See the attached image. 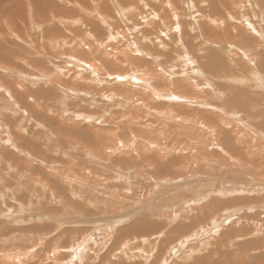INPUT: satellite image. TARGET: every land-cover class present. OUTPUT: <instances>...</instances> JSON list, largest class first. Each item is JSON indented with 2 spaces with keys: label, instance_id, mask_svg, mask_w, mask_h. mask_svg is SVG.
Returning a JSON list of instances; mask_svg holds the SVG:
<instances>
[{
  "label": "rangeland",
  "instance_id": "374dc122",
  "mask_svg": "<svg viewBox=\"0 0 264 264\" xmlns=\"http://www.w3.org/2000/svg\"><path fill=\"white\" fill-rule=\"evenodd\" d=\"M10 1L0 0V86L12 93L0 89V169L11 167L0 170V264H264V0ZM102 49L110 73L100 76L89 64ZM63 50H77L81 76L58 71ZM46 72L55 78L32 79ZM169 87L192 103L153 92ZM228 199L232 217L214 218L213 201Z\"/></svg>",
  "mask_w": 264,
  "mask_h": 264
},
{
  "label": "bare ground",
  "instance_id": "6f19581e",
  "mask_svg": "<svg viewBox=\"0 0 264 264\" xmlns=\"http://www.w3.org/2000/svg\"><path fill=\"white\" fill-rule=\"evenodd\" d=\"M12 1H13V0H12ZM12 1H10V2H12ZM48 1H49V0H48ZM242 1H243V0H242ZM16 2H17V1H16ZM16 2H15V3H16ZM40 2H41V1H40ZM40 2H38V4H39ZM43 2H44V1H43ZM43 2H42V3H43ZM49 2H50V1H49ZM52 2H53V1H52ZM239 2H240V0H239ZM245 2H247V1H245ZM249 2H250V0H249ZM255 2H256V1H255ZM24 3H25V2H24ZM32 3H33V2H32ZM46 3H47V2H46ZM46 3H45V4H46ZM241 3H243V2H241ZM9 4H10V3H9ZM9 4H8V5H9ZM11 4H12V3H11ZM13 4H14V1H13ZM25 4H26V3H25ZM36 4H37V3H36ZM43 4H44V3H43ZM244 4H245V3H244ZM244 4H243V5H244ZM253 4H254V3H253ZM17 5H18V3H17ZM17 5H16V6H17ZM101 5H102V4H101ZM167 5H169V4H167ZM249 5H250V4H249ZM263 5H264V4H263ZM3 6H4V5H3ZM11 6H12V5H11ZM13 6H14V5H13ZM209 6H210V5H209ZM250 6H251V5H250ZM250 6H249V7H250ZM260 6H262V5H260ZM37 7H38V5H37ZM88 7H89V6H88ZM171 7H172V6H171ZM242 7H243V6H242ZM244 7H246V6H244ZM244 7H243V8H244ZM254 7H255V6H254ZM258 7H259V6H258ZM258 7H256V8H258ZM262 7H263V6H262ZM53 8H54V7H53ZM76 8H77V7H76ZM259 8H260V7H259ZM259 8H258V10H257L258 12L255 11L256 14H257V17H258V15L260 14V16L264 18V12H261L262 9L260 10ZM29 9H30V8H29ZM43 9H44V8H43ZM47 9H48V8H47ZM57 9H58V8H57ZM172 9H173V8H172ZM212 9H213V8H212ZM241 9H242V8H241ZM250 9H251V8H250ZM250 9H247V10H245V11L248 12V10L250 11ZM242 10H243V9H242ZM39 11H41V10H39ZM45 11H46V10H45ZM61 11H62V10H61ZM168 11H169V10H168ZM37 12H38V11H37ZM56 12H57V11H56ZM58 12H59V11H58ZM63 12H64V10H63ZM100 12H101V11H100ZM212 12H213V11H212ZM255 12H254V13H255ZM19 13H21V12L19 11ZM32 13H33V12H32ZM41 13H42V12H41ZM64 13H65V12H64ZM105 13H106V12H105ZM250 13H251V12H250ZM250 13L248 14V16H250ZM61 14H62V12H61ZM91 14H92V13H91ZM99 14H100V13H99ZM19 15H20V14H19ZM25 15H26V14H25ZM37 15H38V13H37ZM58 15H59V14H58ZM97 15H98V14H96V16H97ZM245 15H246V14H245V12H244V13H243V16H245ZM8 16H9V15H8ZM17 16H18V15H17ZM23 16H24V15H23ZM101 16H102V15H101ZM176 16H177V15H176ZM208 16H209V15H208ZM241 16H242V15H241ZM243 16H242V17H243ZM246 16H247V15H246ZM246 16H245V17H246ZM248 16H247V18H248ZM66 17H67V16H66ZM177 17H178V16H177ZM242 17H241V18H242ZM5 18H6V17H5ZM15 18H16V17H15ZM46 18H47V17H46ZM238 18H239V17H238ZM173 19H174V18H173ZM239 19H240V18H239ZM242 19L247 20V19H245V18H242ZM251 19H252L253 23H255L256 21L260 22V21H259V18H258V20H257L256 18H254L256 21L253 20V18H251ZM29 20H30V19H29ZM38 20H39V19H38ZM48 20H49V19H48ZM240 20H241V19H240ZM240 20H238V21H240ZM109 21H110V20H109ZM207 21H208V20H207ZM241 21H243V20H241ZM241 21H240V22H241ZM247 21L249 22V26L253 25V26L255 27L254 24H251L252 22L250 21V19L247 20ZM254 21H255V22H254ZM29 22H30V21H29ZM56 22H57V21H56ZM209 22H211V21L209 20ZM236 22H237V21H236ZM16 23H17V21H16ZM103 23H104V22H103ZM213 23H214V22H213ZM6 24H7V23H6ZM20 24H21V23H20ZM24 24H25V23H24ZM27 24H28V22H27ZM237 24H240V23H237ZM243 24H244V23H243ZM243 24H242V25H243ZM16 25H18V24H16ZM70 25H72V23H71ZM0 26H1V25H0ZM57 26H58V25H57ZM67 26H68V25H67ZM203 26H204V25H203ZM243 26H245V25H243ZM22 27H23V26H22ZM22 27H21V28H22ZM32 27H34V25H29V28H30V29H31ZM61 27H62V26H61ZM70 27H73V26H70ZM85 27H86V26H85ZM110 27H111V26H110ZM153 27H154V26H153ZM5 28H6V27H5ZM15 28H16V27H15ZM24 28H26V27H24ZM166 28H167V27H166ZM177 28H178V26H177ZM207 28H208V27H207ZM249 28H250V27H249ZM19 29H20V28H19ZM45 29H46V27H45ZM47 29H48V28H47ZM65 29L67 30V28H65ZM3 30H4V29H3ZM53 30H55V29H53ZM207 30H208V29H207ZM245 30H246V29H245ZM252 30H254V29H252ZM12 31H13V30H12ZM57 31H58V30H57ZM57 31H55V32H57ZM250 31H251V29H250ZM254 31H255V30H254ZM10 32H11V31H10ZM49 32H50V31H49ZM91 32H92V31H91ZM209 32H210V31H209ZM251 32H252V31H251ZM259 32H260V31H259ZM42 33H43V32H42ZM53 33H54V32H53ZM59 33H60V31H59ZM148 33H149V32H148ZM150 33H151V32H150ZM162 33H163V32H162ZM184 33H185V32H184ZM244 33H245V31H244ZM252 33H253V32H252ZM256 33H257V31H256ZM49 34H50V33H49ZM89 34H90V33H89ZM95 34H96V33H95ZM143 34H144V33H143ZM157 34L159 35V33H157ZM10 35L13 36L14 34H11V33H10ZM93 35H94V34H93ZM162 35H163V34H162ZM169 35H170V34H169ZM253 35H254V34H253ZM260 35L262 36L263 34L260 32ZM22 36H23V35H22ZM89 36H90V35H89ZM104 36H105V35H104ZM148 36H149V35H148ZM163 36H164V35H163ZM243 36H244V35H243ZM257 36H258V35H257ZM15 37H17V36H15ZM15 37H14V36L12 37V38H13L12 41L14 40ZM47 37H48V36H47ZM59 37H60V36H59ZM149 37H150V36H149ZM250 37H251V36H250ZM250 37H249L248 39H252L253 41H255L254 37H253V38H252V37L250 38ZM3 38H5V35H4ZM6 38H7V35H6ZM6 38H5V39H6ZM90 38H91V36H90ZM92 38H93V37H92ZM92 38H91V39H92ZM161 38H162V37H161ZM173 38H174V37H173ZM255 38H259V37H255ZM29 39H30V38H29ZM32 39H33V38H32ZM45 39H46V37H45ZM45 39H44V40H45ZM205 39H206V38H205ZM237 39H238V38H237ZM262 39H263V36H262ZM6 40H7V39H6ZM15 40H16V39H15ZM33 40H34V39H33ZM99 40H100V39H99ZM119 40H120V39H119ZM176 40H177V39H176ZM243 40H245V39H243ZM252 40H251V41H252ZM259 40L262 41L261 38H260ZM4 41H5V40H4ZM30 41H31V40H30ZM38 41H39V40H38ZM42 41H43V40H42ZM82 41H84V40H82ZM111 41H112V40H111ZM157 41H158V40H157ZM174 41H175V40H174ZM253 41H252V42H253ZM263 41H264V40H263ZM7 42H8V41H7ZM46 42H47V41H46ZM153 42H154V41H153ZM255 42H256V41H255ZM2 43H3V41H2ZM2 43H1V44H2ZM14 43H15V42H14ZM51 43H53V42H51ZM67 43H68V42H67ZM78 43H79V42H78ZM83 43H84V42H83ZM158 43H159V42H158ZM175 43H176V42H175ZM6 44H7V43H6ZM8 44H9V43H8ZM21 44H22V43H21ZM84 44H86V42H85ZM160 44H161V43H160ZM165 44H166V43H165ZM11 45H12V43H11ZM77 45H78V44H77ZM166 45H167V44H166ZM178 45H179V44H178ZM257 45H258V44H257ZM3 46H5V44L2 45V47H3ZM7 46H8V45H7ZM36 46H37V45H36ZM36 46H35V47H36ZM55 46H56V45H55ZM58 46H59V45H58ZM60 46H61V45H60ZM85 46H86V45H85ZM103 46H104V45H103ZM158 46H159V45H158ZM172 46H173V45H172ZM174 46H175V45H174ZM258 46H259V45H258ZM258 46H256V47H258ZM0 47H1V46H0ZM2 47H1V48H2ZM52 47H53V46H52ZM71 47H72V46H71ZM105 47H106V46H105ZM3 48H5V47H3ZM38 48H39V47H38ZM46 48H47V47H46ZM53 48H54V47H53ZM59 48H60V47H59ZM61 48H62V47H61ZM87 48H88L89 54L91 55V57H93V56H94V53H95V52L93 51V48H92V47H91V48H90V47H87ZM106 48H107V47H106ZM157 48H158V47H157ZM172 48H173V47H172ZM172 48H171L172 52L170 53V54L172 55V57H169V55L166 56V62H167V65H168L169 67H170V64L168 63V61L171 60V62H172L173 64L176 63L175 60L173 61V58L176 56V54L174 53V50H173ZM174 48H175V47H174ZM197 48H198V47H197ZM243 48H244V47H243ZM248 48H250V47H248ZM254 48H255V47H254ZM262 48H263V47H262ZM262 48H261V49H262ZM55 49H56V48H55ZM70 49H71V48H70ZM74 49H76V47H75ZM83 49H84V47H83ZM169 49H170V48H169ZM1 50H2V49H1ZM5 50H6V49H5ZM28 50H29V49H28ZM109 50H110V49H109ZM241 50H242V49H241ZM245 50L248 51V50H252V49H247V47H246V49H244V51H245ZM254 50H256V48H255ZM254 50H252V51H254ZM262 50H263V49H262ZM262 50H261V51H262ZM10 51L12 52V50H10V49H9V52L7 51L8 54L10 53ZM71 51H72V52H71ZM71 51H65V52H64V50H63V52H60V53H57V52H56L57 55L55 54L56 56H55V57H52V60L55 61V62H57V65H59V66H57V67H58V71H63V74H65V72H68L69 75H71V77H75V78H77V77H79V76L82 75V73H81L80 70H79V65L76 66V64H75V63H76L75 60H76V58H77L76 55L79 54V53H77V54L75 53V51H77V50H71ZM102 51H103V52H102L101 54L99 53V57H101V59L99 58V59H97V60H94V61H95L94 64H92V63L89 64V65L91 66V68L93 69V70H91L93 74H94V72H95L96 74H97V73H100V71H101L102 74H105V73H107V72L110 71L109 69L107 70V65H108L107 63H109V60L107 59L106 55H107L108 53H107L104 49H102ZM246 51H245V52H246ZM256 51H257V50H256ZM5 52H6V51H5ZM5 52H4V54H5ZM220 52H221V51H220ZM241 52H242V51H241ZM245 52H244V53H245ZM250 52H251V51H250ZM0 53H1V51H0ZM2 53H3V52H2ZM177 53L180 54V56H182L180 52H177ZM203 53H204V52H203ZM210 53L212 54V52H210ZM261 53H262V52H261ZM263 53H264V51H263ZM12 54H15V53H12ZM17 54H18V53H17ZM32 54H33V53H32ZM38 54H39V53H38ZM92 54H93V56H92ZM110 54H111V53H110ZM216 54H217V53L213 52V54H212L213 56L210 55L211 57L207 55L209 61H210L209 58L212 59L211 62H212V64H214V66L216 65L215 63H218V61H219L218 58L220 57V56H216ZM245 54H247V53H245ZM249 54H251V53H249ZM0 55H1V54H0ZM9 55H10V54H9ZM9 55H7V56H9ZM112 55H113V53H112ZM217 55H219V54H217ZM256 55H257V54H256ZM25 56H26V55H25ZM27 56H28V55H27ZM96 56H98V55H96ZM245 56H246V55H245ZM248 56H250V55H248ZM259 56H260V55H259ZM9 57H11V56H9ZM9 57H8V58H9ZM82 57H84V54L82 55ZM103 57L106 58V59L104 60ZM110 57H111V56H110ZM152 57H154V56H152ZM201 57H202V56H201ZM13 58H14V57H13ZM17 58H18V57H17ZM59 58H61V59H59ZM102 58H103V60H102ZM108 58H109V57H108ZM119 58H120V57H119ZM155 58H156V57H155ZM167 58H168V59H167ZM180 58H181V57H180ZM249 58H250V57H249ZM254 58H255V57H254ZM254 58H252L251 60H254ZM260 58H261V57H260ZM4 59H5V58H4ZM11 59H12V58H11ZM21 59H22V58H21ZM63 59H67V60H63ZM93 59H94V57H93ZM156 59H157V58H156ZM176 59H177V56H176ZM257 59H258V58H257ZM1 60H2V59H1ZM62 60H63V61H62ZM111 60H112V59H111ZM137 60H139V59H137V56H135V58H133V57H131V58H130V57H128V58H127V57H123V58H122V61H124V62H125V61H129V62H130V61H135V62H136ZM141 60H142V59H141ZM153 60H155V59H153ZM177 60H178V59H177ZM177 60H176V61H177ZM182 60H183V58H182ZM221 60H222V59H221ZM221 60H220V61H221ZM255 60H256V58H255ZM2 61H3V60H2ZM4 61H6V60H4ZM10 61L13 62V60H10ZM77 61H78V60H77ZM84 61H85V60H84ZM257 61H258V60H257ZM259 61H260V63H261V60H259ZM7 62H8V61H7ZM80 62H81V61H80ZM82 62H83V61H82ZM112 62H113V61H112ZM114 62H115V61H114ZM166 62H165V63H166ZM213 62H214V63H213ZM223 62H224V60H223ZM2 63H3V62H2ZM16 63H17V62H16ZM19 63H20V62H19ZM104 63H105V64H104ZM130 63H131V62H130ZM130 63L127 62L126 65L130 66ZM159 63H160V62H159ZM182 63H183V62H182ZM241 63H242V62H241ZM250 63H251V62H250ZM12 64H13V63H12ZM21 64H22V63H21ZM23 64H24V63H23ZM26 64H27V63H26ZM81 64H82V63H81ZM109 64H110V63H109ZM114 64H115V63H114ZM222 64H223V63H221V65H222ZM224 64H225V63H224ZM13 65H14V64H13ZM111 65H113V64L111 63ZM115 65H116V64H115ZM171 65H172V64H171ZM218 65H219V64H218ZM17 66H18V65H17ZM19 66H20V65H19ZM22 66H23V65H22ZM41 66H42V65H41ZM73 66H76V68L73 67ZM82 66H83V65H82ZM118 66H119V65H118ZM124 66H125V65H123V67H124ZM128 66H127V67H128ZM142 66H143V65H142ZM145 66H146V65H145ZM172 66H173V65H172ZM172 66H171V67H172ZM185 66H186V65H185ZM253 66H254V65H253ZM3 67H4V66H3ZM87 67H89V66H87ZM175 67H176V66H175ZM175 67H174V68H175ZM177 67H178V66H177ZM27 68H29V67H27ZM33 68H34V67H33ZM82 68H84V67H82ZM153 68H156L157 70H159V69L162 70V71H161L162 73L159 74V77H160V79L164 80L165 83L167 82L166 84H169V82L167 81V79L165 80V79L163 78V75H164V74L167 75L168 80L171 81V84H173L172 79H171V75H169L170 73H168V71H166V70H163L161 64H157V66L154 65ZM158 68H159V69H158ZM174 68H172V69L174 70ZM76 69H77V71H79L80 73H77V72H76ZM138 69H139V68H138ZM150 69H151V68H150ZM172 69H171V70H172ZM179 69H180V68H179ZM190 69H191V68H190ZM15 70H16V69H15ZM50 70H51V69H50ZM53 70H54V69H53ZM146 70H147V69H146ZM176 70L178 71V69H176ZM188 70H189V69H188ZM208 70H209V69H208ZM11 71H12V70H11ZM26 71H27V70H26ZM83 71H84V69H83ZM83 71H82V72H83ZM103 71H104L105 73H103ZM130 71H131V69H130ZM134 71H137V70H134ZM183 71H184V70H183ZM193 71H194V69L191 70V73H192ZM257 71H258V70H257ZM2 72H3V71H2ZM40 72H41V71H40ZM50 72H51V71H50ZM88 72H90V71L88 70ZM139 72H140V71H139ZM178 72H180V71H178ZM225 72H226V71H225ZM0 73H1V72H0ZM17 73H18L19 75H18ZM24 73H25V72H24ZM24 73H23V74H24ZM29 73H30V72H29ZM38 73H39V72H38ZM46 73H47V72H46ZM46 73H45V74H46ZM76 73H77V74H76ZM90 73H91V72H90ZM92 73H91V77L94 78V77L92 76V75H93ZM101 73H100V76H101ZM109 73H110V72H109ZM141 73H142V72H141ZM143 73H144V72H143ZM187 73H188V72H187ZM194 73H195V72H194ZM254 73H255V72H254ZM259 73H260V72H259ZM259 73H258V74H259ZM15 74L18 75L17 77L22 76L21 71H19V72L16 71ZM47 74H48V77H42V78H44V79H42V78L40 79V77H35V78L33 77L32 79H33V80H40V81H41V80H42V81H45V80H46L47 82H49V81H52L53 78H55V77L53 76L52 73H47ZM129 74H130V73H129ZM134 74L138 75V73H136V72H134ZM182 74H183V73H182ZM188 74H189V73H188ZM255 74H256V73H255ZM28 75H29V74H28ZM43 75H44V74H43ZM97 75H98V74H97ZM114 75H115V77H118L119 79H123V77L121 78L120 74H118V75H117V74H114ZM140 75H141V74H140ZM243 75H245V74H243ZM30 76H31V75H30ZM46 76H47V75H46ZM64 76H66V75H64ZM67 76H68V75H67ZM100 76H99V77H100ZM147 76H148V75H147ZM190 76H191V75H190ZM196 76H197V75H196ZM196 76H195V78H194V80H193V83H192L191 85H189V88H190L191 90H193V91H191V93H192V95H194V96L197 95L196 91H199V90H201V88H204V85H203L204 83L202 84V81L197 80V77H196ZM213 76H214V75H213ZM9 77H11V76H9ZM23 77H25V75H24ZM192 77H193V75H192ZM257 77H258V76H257ZM259 77H261V76H259ZM25 78H26V77H25ZM25 78H24V79H25ZM69 78H70V77H69ZM1 79L4 80L2 77H1ZM7 79H8V77H7ZM24 79H23V80H24ZM86 79H87V78H86ZM134 79H135V78H133L132 80H134ZM148 79H150L149 76H148ZM11 80H13V84H14V83H17V81H18L19 79L17 80V79H16V76H14V77H11V78L9 79V81H11ZM16 80H17V81H16ZM29 80H30V79H29ZM132 80H131V81H132ZM173 80H174V79H173ZM242 80H243V79H242ZM0 81H1V80H0ZM5 81H6V78H5ZM208 81H209V80H208ZM6 82H7V81H6ZM136 82H139V83H143V84H144V81H141L140 79H137ZM213 82H214V81H213ZM217 82H218V81H217ZM3 83L6 85V83H5L4 81H3ZM7 83H10V82H7ZM18 83H19L18 86H19V87L23 86V87L25 88V90H24V89H23V90L26 91L27 86H26V84H25V81H20V80H19ZM218 83H219V82H218ZM239 83H240V82H239ZM261 83H262V82H261ZM13 84H12V85H13ZM207 84H208V83H207ZM262 84H263V83H262ZM7 85L9 86V85H11V84H7ZM173 85H174V84H173ZM213 85H214V84H213ZM14 86H16V85H14ZM140 86H141V85H140ZM174 86H175V85H174ZM205 86H206V84H205ZM5 87H7V86H2V87L0 86V89H1V90L3 89V90H2L3 92H4V90H5L6 95H8V96L11 97V96H12L11 91L8 90V88H5ZM57 87H60L59 83L57 84ZM89 87H90V86H89ZM142 87H143V85H142ZM144 87H145V86H144ZM181 87H182V89L186 87V90H187V84H186V83L184 84V83L182 82ZM21 88H22V87H21ZM178 88H179V86H178ZM178 88L176 87V90H179ZM135 90H136V89H135ZM194 90H195V91H194ZM205 90H206V89H205ZM184 91H185V90H184ZM5 92H4V94H5ZM153 92L156 94V97H157V98H162V97H164V99H165V98L168 99L170 96H172V97H174V98L178 97L179 100H177V101H178L179 103H181V102H183V103H186V102H187V104H191V103H192V102L189 103L190 101H189L188 98L186 99V97H183V96L179 95V93H177L176 91L170 90V87H169V88H166L165 90H162V91H153ZM205 92H206V91H205ZM72 93H73V92H72ZM174 93H176V94H174ZM206 93H207V92H206ZM242 93H243V92H242ZM160 95H161V96H160ZM186 95H187V94H186ZM213 95H215V94H213ZM184 96H185V93H184ZM222 96H223V95H222ZM225 96H226V95H225ZM10 97H9V98H10ZM79 97H80V96H79ZM11 98H12V97H11ZM178 98H177V99H178ZM35 99H36V98H35ZM216 100H217V99H216ZM37 101H38V99H37ZM194 101H195V100H194ZM196 101H197V100H196ZM197 102H198V101H197ZM199 103H200V102H199ZM224 103H225V102H224ZM169 104H170V103H169ZM202 104H203V103H202ZM220 104H221V103H220ZM193 105L198 106V104H196V103H195V104L193 103ZM8 106H9V105H8ZM231 106H232V105H231ZM1 108H2V107H1ZM230 108H231V107H229V110H230ZM226 110H227V109H226ZM226 110H225V111H226ZM156 111H157V110H156ZM230 111H231V110H230ZM234 111H235V110H234ZM27 112H28V110H27ZM235 112H236V111H235ZM28 113H29V112H28ZM28 113H27V114H28ZM167 113H170V112H167ZM233 113H234V112H233ZM161 114H162V113H161ZM172 114H173V112L170 113L169 118H171ZM230 114H231V112H230ZM165 116H166V115H165ZM192 116H193V115H192ZM236 116H237V115H236ZM179 117H180V116H179ZM224 117L227 118V119H229L228 121H227V119L225 120V118H223V120H222V121H225V123L227 122L228 125H229V124H230V125H233V124H232L233 121H234V124H236L237 126H239V125L237 124L236 121L242 123V125H245V124H243V121L240 120L241 118H240V119L237 118L236 121H235V120H231V117H232V116L230 117L228 114H227V115L224 114ZM245 117H246V116H245ZM177 118H178V116H177ZM180 118H181V117H180ZM188 118H189V119H188ZM188 118H187V120H190V119H191L190 117H188ZM27 119H29V118L27 117ZM195 119H196V118H195ZM195 119L193 120V122L197 120V119H196V120H195ZM200 119L203 120V118H199V120H200ZM181 120H182V119H181ZM86 121H87V120H86ZM172 121H173V119H172ZM175 121H177V120H175ZM179 121H180V120H179ZM27 122H28V121H27ZM32 122H33V121H32ZM135 122H136V121H135ZM198 122H199V121H198ZM201 122H202V121H201ZM205 123H206V122H204V123L202 122V124H205ZM187 124H188V123H187ZM194 124H195V123H194ZM194 124H193V125H194ZM218 124H219V123H218ZM29 126H30V125H29ZM45 126H46V125H45ZM189 126H190V125H189ZM194 126H195V125H194ZM206 126H207L206 131L208 130V131L211 132V133H213V130L215 131V129H217L215 126H209L208 124H206ZM233 127H235V126H233ZM190 129L193 130V127L190 126ZM204 129H205V128H204ZM224 129H225V128H224ZM113 132H114V131H113ZM215 132H217V131H215ZM220 132H221V130H220ZM251 132H252V131H251ZM249 133H250V132H249ZM226 134H227V133H226ZM242 134H243V133H242ZM121 135H122V134H121ZM217 135H218V134H217ZM237 135H238V134H237ZM213 136H214V133H213ZM136 138H137V137H136ZM144 138H145V137H144ZM253 138H254V136H253ZM6 139L8 140V138H6ZM6 139H4L3 141H4V142H7ZM245 139H246V138H245ZM259 139H260V138H259ZM260 140H261V139H260ZM109 141H111V139H109ZM138 141H139V140H138ZM197 141H198V140H197ZM206 141H207V140H206ZM243 141H244V140H243ZM255 141H256V140H255ZM9 142H11V141H9ZM115 142H116V141H115ZM149 142H150V141H149ZM157 142H158V140H157ZM238 142H240V140H239ZM155 143H156V142H155ZM192 143H193V142H192ZM157 144H158V143H157ZM157 144L154 145L153 142H152V144L149 143V145H148V149H149V147H151V146H153V145H154V146H158ZM208 144H211V143H208ZM195 145H196V144H195ZM211 145H212V144H211ZM244 145H245V144H244ZM118 146H119V144H118ZM161 146H163V145H161ZM164 146H165V145H164ZM164 146H163L162 148L158 146L157 149H159V148H160V149L157 150V151H160V152H159L160 154H163V155L166 154V155H168L167 153L169 152V149H165ZM213 146H214V145H213ZM248 146H249V145H248ZM189 147H190V146H189ZM200 147H201V146H200ZM255 147H256V146H255ZM117 148H118L117 146H116L115 148L110 147V150H116ZM151 148H152V147H151ZM216 148H217V147H216ZM235 148H236V147H235ZM244 148H245V147H244ZM244 148H243V149H244ZM152 149H153V148H152ZM177 149H178V148H176V150H177ZM188 149H189V148H188ZM251 149H253V148H251ZM261 149H262V148H261ZM261 149H260V151H261ZM165 150H167L166 153L164 152ZM193 150H194V149H193ZM255 150H256V149H255ZM151 151H153V150H151ZM154 151H155V150H154ZM235 151H236V149H235ZM155 152H156V151H155ZM20 153H21V152H20ZM150 153H151V152H150ZM25 154H26V153H25ZM249 154H250V153H249ZM206 155H207V154H206ZM215 155H216V154H215ZM32 157H33V156H32ZM162 157H163V156H162ZM212 158H213V157H212ZM222 158H223V156H222ZM27 159H28V158H27ZM214 160H215V159H214ZM31 161H32V160H31ZM35 161H36V160H35ZM145 163H147L146 165H147L148 168H152V165L150 164V162H145ZM194 163H195V162H194ZM4 165H5V164H4ZM25 165H26V163H25ZM188 165H189V164H188ZM190 165H192V164L190 163ZM223 165H224V164H223ZM1 167H2V170H1V169H0V170L2 171V173H4V172L7 171V170H5L6 168H8V169L11 168L10 165H8V166L5 165L4 167H3V165H2ZM188 167H189V166H188ZM22 168H23V167H22ZM26 168H27V167H26ZM191 168H192V167H191ZM214 168H215V167H214ZM182 169H183V168H182ZM192 169H193V168H192ZM192 169H191V170H192ZM186 170H187V169H186ZM216 170H217V169H216ZM21 171H22V170H21ZM21 171H20V172H21ZM29 171H30V170H29ZM179 171H180V170H179ZM192 171H193V170H192ZM217 171H218V170H217ZM27 172H28V171H27ZM27 172H26V174H27ZM182 172H183V171H182ZM31 173H32V172H31ZM197 173H198V172H197ZM205 173H206V172H205ZM205 173H204V174H205ZM263 173H264V171H263ZM12 174H13V172H12ZM21 174H23V173L21 172ZM28 174H29V173H28ZM261 174H262V173H261ZM31 175H32V174H31ZM22 176H23V175H22ZM192 176H193V175H192ZM23 177H24V176H23ZM184 177H185V176H184ZM190 177H191V175H190ZM190 177H189V178H190ZM256 177H257V176H256ZM191 178H192V177H191ZM197 178H198V177H197ZM197 178H196V179H197ZM207 178H208V177H207ZM231 178H232V177H231ZM254 178H255V177H254ZM208 179H209V178H208ZM255 179H256V178H255ZM223 180H226V179H223ZM22 181H23V180H22ZM196 181H197V180H196ZM254 181H255V180H254ZM259 185H260V184H259ZM262 185H263V184H262ZM212 187H213V186H212ZM262 189H263V188H262ZM262 189H261V190H262ZM218 192H219V191H218ZM240 199H241V198H240ZM244 199L246 200L247 198H244ZM244 199H241V200H244ZM228 200L231 201L230 199H228ZM232 200H233V199H232ZM235 200H237V198L234 199L233 201H235ZM207 201H208V200H207ZM227 202H228V201H227ZM235 202H236V201H235ZM237 202H238V201H237ZM245 202H246V201H245ZM245 202H244V203H245ZM259 202H260V201H259ZM95 203H96V202H95ZM228 203H229V202H228ZM228 203H227V204H228ZM241 203H242V202H241ZM211 204H212V203H211ZM231 204H232V201H231V203H230L229 205H226L225 202H222V203H220V204H219V202H215V204H214V201H213V204H212V205H215V206H216V207L214 208V210H218V209L221 208L218 212H216V213L213 214V217H214V218H217L219 215H220V217H221V215H224V218L222 219V221L227 220L228 218H231V217H232L231 214L234 213V211H231L229 208L232 207V205H233V207H234V204H235V203L232 204V205H231ZM251 205H252V204H251ZM253 205H254V204H253ZM236 206H237V205H236ZM233 207H232V208H233ZM225 208L227 209V212L225 211ZM263 208H264V207H263ZM228 209H229V210H228ZM204 211H205V210H204ZM229 211H230L231 213H230ZM207 212H208V210H207ZM229 213H230V214H229ZM262 215H263V214H262ZM257 218H258V217H257ZM211 219H212V218H211ZM253 219H255V218H253ZM205 220H206V219H205ZM263 220H264V219H263ZM207 221H208V220H207ZM207 221H206V222H207ZM213 222H214V221H213ZM221 223H222V222H221ZM217 225H218V224H217ZM215 226H216V225H215ZM257 226H259V225H257ZM259 229H260V228H259ZM212 230H213V229H212ZM216 230H217V229H216ZM84 241H85V240H84ZM78 244H79V243H78ZM80 245H81V244H80ZM182 245H184V244H182ZM75 246H76V245H75ZM75 246H71V247H70L71 250H69V249H68V250L74 252L75 250L73 249V247L75 248ZM77 246H78V245H77ZM148 246H149V245H148ZM173 246H174V245H173ZM117 248H118V247H117ZM53 249H54V248H53ZM59 249H60V248H59ZM76 249H77V248H76ZM78 249H79V248H78ZM174 249H175V248H174ZM68 250H67V253H68ZM80 250H81V249H80ZM110 250H111V249H110ZM84 251H85V250H84ZM67 253H66V254H67ZM76 253H77V252H76ZM12 254H13V253H12L11 251H7V255H9L10 257H6V256H4V257H6L5 259H6V260H11L12 258L14 259V256H13ZM52 254H53V255H52ZM52 254H50L51 256H49V257H50L49 259H51V257H52L53 259H55V258L57 257L56 255H60L61 252H60L59 250H57V251L53 250V253H52ZM68 254H69V253H68ZM68 254H67V255H68ZM80 254H81V253H80ZM113 254H114V253H113ZM77 255H78V254H77ZM110 255H111V254H110ZM12 256H13V257H12ZM60 256H61V255H60ZM75 256H76V255H75ZM17 257H19V256H17ZM111 257H112V256H111ZM90 259H91V258H90ZM107 259H108V258H107ZM121 259H122V258H121ZM142 259H143V258H142ZM19 260H20V259H18V261H19ZM61 260H62V259H61ZM87 260H88V258H87ZM91 260H92V259H91ZM91 260H90V261H91ZM110 260H111V259H110ZM122 260H123V259H122ZM21 261H22V260H21ZM53 261H54V260H53ZM53 261H52V262H53ZM94 262H95V261H94ZM9 263H10V262H9ZM12 263H13V261H12ZM54 263H55V261H54ZM58 263H59V262H58ZM92 263H93V262H92ZM65 264H66V263H65ZM72 264H73V263H72ZM80 264H82V263H80ZM89 264H90V263H89ZM99 264H100V263H99ZM118 264H119V263H118ZM148 264H149V263H148Z\"/></svg>",
  "mask_w": 264,
  "mask_h": 264
}]
</instances>
